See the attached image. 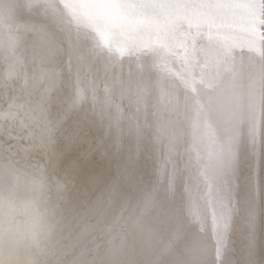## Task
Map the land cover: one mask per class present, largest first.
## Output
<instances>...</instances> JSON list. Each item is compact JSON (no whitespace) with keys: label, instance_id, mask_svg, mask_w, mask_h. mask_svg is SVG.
Listing matches in <instances>:
<instances>
[{"label":"bare ground","instance_id":"obj_1","mask_svg":"<svg viewBox=\"0 0 264 264\" xmlns=\"http://www.w3.org/2000/svg\"><path fill=\"white\" fill-rule=\"evenodd\" d=\"M155 6L167 25L133 26L110 46L105 34L69 41L41 25L31 18L38 0H0V159L47 176L55 230L42 264L71 259L63 181L48 159L72 129L105 131L119 162L83 264H204L225 225L264 229L260 38L240 18L209 24L180 0ZM176 18L204 41L177 37ZM84 224L94 218L74 234Z\"/></svg>","mask_w":264,"mask_h":264},{"label":"snow or ice","instance_id":"obj_2","mask_svg":"<svg viewBox=\"0 0 264 264\" xmlns=\"http://www.w3.org/2000/svg\"><path fill=\"white\" fill-rule=\"evenodd\" d=\"M158 0H38L32 19L69 41H83L90 33L110 37L109 44H119L133 26H152L168 18L158 12ZM186 12L200 13L209 24L226 23L240 18L252 26L257 38H264V0H180ZM155 18L153 21L152 18ZM174 34L199 42L205 33H192L184 19L173 21ZM264 47V39H258ZM48 165L53 175L63 181L67 232L64 251L69 264H83L88 253L90 233H103L104 218L116 190L115 168L119 162L110 151L106 132L98 127L66 130L49 153ZM148 177L145 170V178ZM94 218V224L74 229L79 221ZM204 264H264V229L259 234H232L227 225L218 235L210 259Z\"/></svg>","mask_w":264,"mask_h":264},{"label":"clouds","instance_id":"obj_3","mask_svg":"<svg viewBox=\"0 0 264 264\" xmlns=\"http://www.w3.org/2000/svg\"><path fill=\"white\" fill-rule=\"evenodd\" d=\"M54 230L44 172L0 159V264H42Z\"/></svg>","mask_w":264,"mask_h":264},{"label":"water","instance_id":"obj_4","mask_svg":"<svg viewBox=\"0 0 264 264\" xmlns=\"http://www.w3.org/2000/svg\"><path fill=\"white\" fill-rule=\"evenodd\" d=\"M260 39H264V38H260ZM198 50H200V48H198ZM260 51H256L255 53H259ZM201 53V52H200ZM199 53V54H200ZM225 59L226 58H223V60L221 61V62H219V65L217 66V65H213V64H207V65H205V66H202V65H200L201 63L200 62H197L196 64H197V67H195V69H196V71L198 72V71H201V70H203V71H209L210 70V68L213 66L214 68H213V70H215V69H219V68H222L223 66H225ZM193 63V62H192ZM195 63V62H194ZM203 63L205 64V62L203 61ZM235 64V63H234ZM200 65V66H199ZM199 73V72H198Z\"/></svg>","mask_w":264,"mask_h":264}]
</instances>
